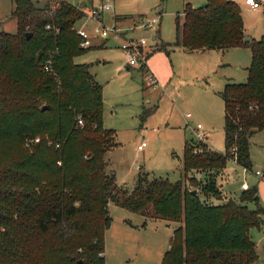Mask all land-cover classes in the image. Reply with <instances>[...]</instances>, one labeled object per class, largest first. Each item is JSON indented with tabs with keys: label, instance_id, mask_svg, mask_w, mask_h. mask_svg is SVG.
Wrapping results in <instances>:
<instances>
[{
	"label": "trees",
	"instance_id": "trees-1",
	"mask_svg": "<svg viewBox=\"0 0 264 264\" xmlns=\"http://www.w3.org/2000/svg\"><path fill=\"white\" fill-rule=\"evenodd\" d=\"M14 2L17 30L0 31V264H105L111 202L179 222L161 264H257L251 228L264 224L258 188L223 199L217 183L229 159L252 168L251 135L264 129V34L245 40L241 5L186 3L175 18V40L158 49L251 47L247 80L220 91L225 150L194 153L199 143L193 139L184 147L182 179L140 171L129 188L108 168L106 153L117 139L103 123V84L90 63L75 60L89 48L79 46L76 31L83 12L63 2L55 32L45 26L46 2ZM49 58L51 71L44 63ZM155 109L145 108L141 121ZM197 171L209 174L199 179Z\"/></svg>",
	"mask_w": 264,
	"mask_h": 264
},
{
	"label": "rangeland",
	"instance_id": "rangeland-1",
	"mask_svg": "<svg viewBox=\"0 0 264 264\" xmlns=\"http://www.w3.org/2000/svg\"><path fill=\"white\" fill-rule=\"evenodd\" d=\"M196 1L201 2L203 0ZM44 2L46 1L38 0L39 4ZM109 2L111 3V9L103 12L102 15L106 24L110 26L115 24V14H134L137 17L142 14L145 20L150 19L154 15H160V22L153 27L147 28V30L139 28L131 30L134 26L131 25L133 22L132 18L127 19L126 23H117L120 30L127 33V38L131 36L145 37L149 39L148 41L151 45L156 46V42H152V36L157 34L156 30L158 29L161 30L158 36L162 40L172 42L175 39V18L177 12H181L184 5L190 0H109ZM14 8V0H0V31L15 32L17 30V17L13 14ZM127 25L131 26L127 28ZM122 41L123 38L119 33L111 34L107 37L106 45L89 48L75 59L81 63H85V61L98 63L95 69L98 72L99 80L106 88L104 90L106 96L104 109H106V114L109 112L107 106H113L114 100H122L120 97H125V89L128 88L129 82L132 83L136 79L135 74L137 72L135 71L130 78L115 77L116 64L124 62V60L127 61V57L121 47ZM171 55L175 60V51H172ZM251 55V47L248 45L227 47L225 49L210 48L209 51L203 54L204 63H201L203 65L201 72L198 71L199 73L193 74L185 69L181 75L184 77L183 82L176 86L173 91L170 90L171 87L169 89V91H172L170 97L174 102L169 99V102H165L161 106L160 112H158L169 113L172 107H175L177 111H175L169 126H162L158 122L162 120H158V118L153 120L152 124L148 126L149 118L142 122L140 116L134 113L129 116L127 113L118 116L117 122L120 125L116 126V128H124L117 130V139H120L121 143L119 147L111 150L109 155L112 166L118 171L119 178L124 177L126 179V182H124L126 186L129 188L133 187L139 169L156 176H168L172 180L182 179L184 176L182 162L183 144L185 139L188 142H192L195 139L192 128L197 123H202L208 132L207 143L211 148L213 147L220 151L225 150V110L218 91L222 90L226 80L229 78L237 83L247 80L249 75L248 67L252 62ZM178 63L180 66L182 64L184 67L189 66L185 58L180 57ZM196 75L198 76L196 77ZM159 88L162 91V88ZM148 89L153 88L149 85ZM127 94L134 100L133 104L137 103V99H140L141 103L147 104L149 97L146 96V93L144 95L145 98L139 92H133L132 90ZM187 113H190V117L186 116ZM146 128L147 133L144 134L143 139L149 143L146 149H149L150 153L146 151L138 152L136 150L137 143L134 144V138L139 131ZM132 129L136 131L134 135H132ZM257 137L254 138L251 147V152H253L252 170L247 171L246 176L249 182L251 179L255 180L257 169L264 171L260 164L256 165V161L259 163V159L262 160L264 158V149L261 148L260 142L256 140ZM172 152L174 153L172 154ZM131 165L134 166L133 169L135 170L133 175L129 170ZM136 165L141 166L139 168ZM229 171L228 182H241L242 178L239 177L236 169L229 168ZM257 177L263 178L262 176ZM233 187L236 192H233L232 195L235 197H232L239 199L242 191L238 189L236 184L232 185V189ZM214 201H217V199L214 198ZM248 204L251 208L256 207L254 202L250 201ZM110 212L113 221L110 228L106 231L105 264H161L162 256L168 249L173 230L179 225V222L157 217H145L140 212H132L113 202L110 203ZM251 234L258 249L259 260L257 264H264V227H252Z\"/></svg>",
	"mask_w": 264,
	"mask_h": 264
},
{
	"label": "crops",
	"instance_id": "crops-1",
	"mask_svg": "<svg viewBox=\"0 0 264 264\" xmlns=\"http://www.w3.org/2000/svg\"><path fill=\"white\" fill-rule=\"evenodd\" d=\"M235 1H237L241 5V11L243 14L246 36H248L249 38H254V39L262 36L264 34V0H257L260 5L255 9L250 8L245 0H235ZM207 2H208V0L207 1L203 0L201 2H198L196 0H190V2H187V3L192 4V6H194V7H199V6L206 5ZM183 9H184V7H183ZM139 15L140 16L137 17V15L135 16L134 14H131V15L115 14L114 20H116L117 23L118 22L126 23L127 19L132 18L133 22L131 23V25H134V26L131 30H135V28H139L141 30H147L145 28L138 26L140 20L143 18L142 14H139ZM131 25H127V28H129ZM156 31H157V34H154L155 38H153V36H152V42L153 43L156 42L155 43L156 45H161L163 42H170V41H164L161 38H159L158 34L161 31L160 29H158ZM126 35H127V33H126ZM106 42H107V37L106 38L101 37V36L100 37H92L89 40L88 47L89 48H95V47L97 48V47L106 45ZM149 45H151V43H149ZM151 46H153V45H151ZM172 51H175V53H176V57H175L176 63H175V60L173 59V57L171 55ZM206 51H209V50L189 51V50L184 49L182 46L169 45L167 49L155 50V51L151 52L149 54V56L147 57V60H146L147 62L144 66H134V65L131 66V65H129L128 61H126V60H124V62L117 63L116 67H115V74H116L115 77L121 76L123 78L124 77L130 78L131 76L134 75L133 74L134 71L137 72V74H135L136 79H134L132 81V83L129 82L128 88L125 89V92H126V95H124L125 97H120L122 99L120 101L114 100L113 106H107L109 108V112L107 114L105 113L106 109H104V104H103V109H104L103 123L105 124L106 127L112 128L115 130V132H116L115 139L118 138L117 130L118 129H121V130L124 129V128H118V129L116 128V126L120 125V124H118L119 122H117L119 115H121L123 113H127V115L129 116V115L134 113L135 115H138L141 118V114L144 111V109L149 108L150 106H155L156 109L154 110V112H152L149 115L150 117H148L149 118V120L147 122L148 126H150L152 124L151 122L157 118H158V120H162V121H158L159 123H161L162 126L163 125L169 126V124L171 125L175 111H177L175 109V107H172V110H170L169 113H166V112L158 113V112H160L161 106L165 102H169V99L171 102H174V100L171 99L170 96H171L174 88H176V86H179L183 82L184 77H182L181 75H182V72L185 71V69L187 70V72L193 73V74L201 72V70L203 68V65L201 63H204L203 62V57H204L203 54H205ZM201 53H203V54H201ZM180 57L185 58V60H187L189 66L184 67L183 64L180 66V64L178 63ZM87 63H90L91 71L94 73V75L98 79V81L100 83H102L99 80L98 72L95 69L96 66L98 65V63L94 62V61H88ZM190 67H191V69H190ZM148 73L157 77V79L159 81L158 87H152L153 89L147 90V87L149 86V84L146 81V76ZM197 76L198 75H196V77ZM231 80L232 79H230V78L227 79L224 86L228 82H235V81H231ZM145 84H146V86H145ZM224 86H223V88H224ZM159 87L162 88V91ZM170 87H171V89H170ZM105 89H106L105 85L103 84V92H102L104 94L103 103L105 102V99H106V96L104 93ZM169 89L172 91H169ZM131 90L133 92H139L140 94H142V97H144V98H145L144 95L146 93V96L149 97L147 100V104L141 103L140 99H137V103L135 102V104H133L134 100H132V98L129 97L127 94V93H130ZM220 91H222V90L218 91V95L222 99L223 105H224V100L220 94ZM161 93H163V94L161 95ZM152 101H153V103H151ZM154 101H157V102H154ZM224 110H225V105H224ZM187 117H190V116H187ZM192 131H193V128H192ZM135 133H136V131L134 129H132V135H134ZM145 133H147V128L145 130L144 129L140 130L139 133L137 134V136L134 138L135 139L134 144L137 143L136 150L138 152L146 151L147 153H150V150L146 149L149 146V143L145 139H143V136ZM207 136H208V132H207ZM255 137H257L256 140L260 142L259 144H260L261 148L264 149V129H260L259 131H256L251 135L250 152H251V147H252L253 140ZM120 141H121L120 139H117V145L112 147L111 149H109L107 151L106 155H107V160H108V168L115 171L118 184L125 185L124 182H126V179L124 177L121 179L119 178L118 171L116 170V168H114L112 166L111 158L109 155L111 150H113L116 147H119V145L121 143ZM143 141H146V145L142 148H139L138 147L139 144H141ZM187 142H188V140L185 139V142L183 144L182 153L184 151V147H185ZM215 150H217V149H215ZM218 151H220V150H218ZM173 153L174 152H172V154ZM252 153L253 152H251V160H252ZM183 156H184V153L182 155V162H183ZM230 161H232V162H230ZM255 161H256V159H255ZM259 161H260L259 163L256 161V165L260 164L264 170V158L262 160L259 159ZM136 166L140 168L141 165L140 166L136 165ZM228 167L231 169H236L238 171L239 177L242 178L241 182H238L239 184L236 183V181L228 182L229 181L228 178H229V174H230ZM251 167H252V165H251ZM133 168H134V166L131 165L130 169H129L130 173L132 175L135 174V170ZM249 170H252V168L249 169L247 167H243L242 165L237 163L234 159L228 160L227 165L225 166V169L222 170L217 175V183L220 185V188L222 190V195H223L222 198L228 199L229 197H232V196L235 197L234 195H232L233 192H236L234 187H233L234 190L232 189L233 184H236V186H238V189L240 191H243L245 188H249V187H252L255 185L258 188V197L260 198V203L264 207V171L257 169L255 172V174H256L255 180L251 179L249 182V180L246 179L247 171H249ZM140 171H142V170L139 169V172ZM258 171H260V173H258ZM240 173H241V175H240ZM208 174H209V172H203V171L202 172L197 171L194 173V175H196V177H198L199 179H205L208 176ZM127 175H128V172H127ZM257 176H262L263 178H259ZM223 199H217L216 202H221ZM110 226L105 230V233L110 228ZM261 227H264V224ZM106 238H107V233L105 234V241H106ZM168 248H169V246H168ZM104 255H105V252H104Z\"/></svg>",
	"mask_w": 264,
	"mask_h": 264
},
{
	"label": "built area",
	"instance_id": "built-area-1",
	"mask_svg": "<svg viewBox=\"0 0 264 264\" xmlns=\"http://www.w3.org/2000/svg\"><path fill=\"white\" fill-rule=\"evenodd\" d=\"M46 1V15L49 16L50 20L46 23V29L50 31L57 32L59 30L54 17L55 14L63 2L70 3L79 10L83 12V18L77 23L76 31L81 37L79 46L87 47L89 40L92 37H108L111 34L119 33L123 41L121 47L127 57L129 65L142 66L146 64L147 57L149 54L155 50L161 48V45L151 46L149 45V39L145 37H135L131 36L127 38L126 33L120 30L116 20L115 24L110 26L106 24L103 19V12L111 9V3L109 0H45ZM250 8L255 9L260 4L257 0H245ZM160 15H154L150 19H141L138 26L142 28L153 27L160 21ZM90 24H92L90 26ZM91 27V28H89ZM45 69L51 71L53 68L52 59L49 58L45 62ZM147 83L152 87H158L159 81L156 76L147 74L146 76ZM187 116H190V113H187ZM78 123L83 124L81 116H78ZM193 134L195 140L198 141L199 145L194 148V153L201 151L204 147L211 148L207 143V131L202 123H197L193 128ZM39 137L35 138V141H38ZM31 141V140H30ZM29 143V142H28ZM146 145V141H143L139 144V148H142ZM232 152L237 154L236 147H232ZM260 173V171H258Z\"/></svg>",
	"mask_w": 264,
	"mask_h": 264
},
{
	"label": "water",
	"instance_id": "water-1",
	"mask_svg": "<svg viewBox=\"0 0 264 264\" xmlns=\"http://www.w3.org/2000/svg\"><path fill=\"white\" fill-rule=\"evenodd\" d=\"M31 34H32V32H27V36L28 37L31 36ZM153 38H155V35H153ZM248 39H249V37L245 36V40H248ZM45 107H47V106L44 105L43 108H45ZM193 193L196 194L197 190H194Z\"/></svg>",
	"mask_w": 264,
	"mask_h": 264
}]
</instances>
